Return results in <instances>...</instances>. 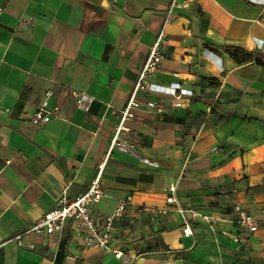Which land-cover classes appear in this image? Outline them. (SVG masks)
Listing matches in <instances>:
<instances>
[{
  "label": "crops",
  "instance_id": "obj_1",
  "mask_svg": "<svg viewBox=\"0 0 264 264\" xmlns=\"http://www.w3.org/2000/svg\"><path fill=\"white\" fill-rule=\"evenodd\" d=\"M161 30L147 80L162 93L137 94L130 131L111 147ZM223 43L264 52V0H0V264H54L60 250L62 264H264V68L208 49ZM45 92L55 116L34 125ZM101 163L93 216L132 198L114 222L120 258L85 248L69 220L27 233L84 194ZM171 187L177 204L166 203Z\"/></svg>",
  "mask_w": 264,
  "mask_h": 264
},
{
  "label": "built area",
  "instance_id": "obj_2",
  "mask_svg": "<svg viewBox=\"0 0 264 264\" xmlns=\"http://www.w3.org/2000/svg\"><path fill=\"white\" fill-rule=\"evenodd\" d=\"M185 7V5H183ZM163 30L158 35V38L151 48L149 57L141 70L138 80L134 86L133 92L128 100L126 107L121 112L117 126L115 127L111 147L118 145L121 140V136L128 133L130 130L126 123L133 118L132 110L137 107L136 96L139 92L148 91L154 93H162V88L150 83L147 80L149 74L153 73L159 64L160 57L158 49L163 39ZM180 95L190 94V92L181 91ZM166 94L175 95L174 89L166 92ZM45 100L40 107L34 113L31 123L34 125L44 124L50 120V117L55 116V112L48 107L47 99L52 95L51 92H45ZM77 101V106L83 110H87L83 107L85 97L74 96ZM147 107L157 108V111L162 112L161 103L149 101L146 102ZM103 168V163L98 166V172L95 178L91 181L87 191L75 197L70 201H64L61 204L55 206L53 209L43 215V217L30 228L27 233L30 232H43L45 235H54L60 233L66 221H71L75 225L78 231L81 232L82 243L85 248L93 249L97 248L102 251L112 252L115 258H120L122 253L116 251L114 246L117 243L116 234L114 232V222L120 218L126 207L132 204L131 196H126L120 200L116 205L112 213L105 216H93L92 206L99 202L104 193L100 187V176ZM175 187L169 189V194L166 198L167 204H177L175 197ZM148 211L157 213L158 208H148ZM181 212V211H180ZM234 221L247 232H254L256 230V224L254 219L246 213V211L240 207L235 206ZM194 216V214H192ZM181 234L185 238L192 237V228L189 224L185 223L181 228ZM17 243L28 249L32 248L31 244H25L22 241V236L15 238Z\"/></svg>",
  "mask_w": 264,
  "mask_h": 264
},
{
  "label": "trees",
  "instance_id": "obj_3",
  "mask_svg": "<svg viewBox=\"0 0 264 264\" xmlns=\"http://www.w3.org/2000/svg\"><path fill=\"white\" fill-rule=\"evenodd\" d=\"M208 49L217 55L220 53L227 55L237 64L253 62L256 65L264 68V52L258 50L249 51L242 44H210L208 45ZM199 79L206 81L210 86L218 85V82L214 79H204L202 77H199ZM211 110L213 111V107ZM65 257L66 254L62 252V250L58 251L54 264H62Z\"/></svg>",
  "mask_w": 264,
  "mask_h": 264
},
{
  "label": "bare ground",
  "instance_id": "obj_4",
  "mask_svg": "<svg viewBox=\"0 0 264 264\" xmlns=\"http://www.w3.org/2000/svg\"><path fill=\"white\" fill-rule=\"evenodd\" d=\"M212 60L215 62L216 65H219V60L217 58L212 57Z\"/></svg>",
  "mask_w": 264,
  "mask_h": 264
}]
</instances>
